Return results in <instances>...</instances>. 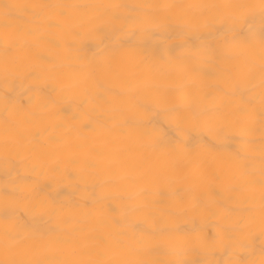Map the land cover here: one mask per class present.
<instances>
[{"label":"bare ground","instance_id":"6f19581e","mask_svg":"<svg viewBox=\"0 0 264 264\" xmlns=\"http://www.w3.org/2000/svg\"><path fill=\"white\" fill-rule=\"evenodd\" d=\"M0 264H264V0H0Z\"/></svg>","mask_w":264,"mask_h":264}]
</instances>
